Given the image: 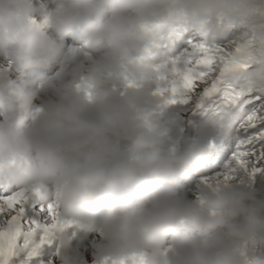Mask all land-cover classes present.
<instances>
[{"label":"clouds","instance_id":"obj_1","mask_svg":"<svg viewBox=\"0 0 264 264\" xmlns=\"http://www.w3.org/2000/svg\"><path fill=\"white\" fill-rule=\"evenodd\" d=\"M217 20L255 38L249 68L232 79L264 94V0H0V54L15 46V69L31 70L0 96V109L19 113L0 122V178L40 188L72 229L99 234L95 264L133 255L146 264H262L264 200L230 182H201L194 199L179 191L204 149H169L157 122L168 104L154 88L171 78L158 34L186 24L223 36ZM77 28L73 51L86 67L49 89L39 70L69 58L64 38ZM237 117L226 112L224 124ZM69 230L56 237L63 252Z\"/></svg>","mask_w":264,"mask_h":264},{"label":"snow or ice","instance_id":"obj_2","mask_svg":"<svg viewBox=\"0 0 264 264\" xmlns=\"http://www.w3.org/2000/svg\"><path fill=\"white\" fill-rule=\"evenodd\" d=\"M226 34L212 37L205 27L186 24L158 34L155 44L169 66V75L158 77L154 94L166 104L184 102L190 93L199 95L198 107L211 111L215 122L224 130L222 144H235V151L222 171L206 176L201 182L229 183L238 172L254 176L264 168V94L254 92L244 83L232 79L246 71L257 47L254 37L246 36L236 26L223 20ZM126 86L134 82L126 79ZM235 112L237 119L224 124V114ZM239 140L237 142V138ZM213 147V145H210ZM78 227L61 218L59 205L40 188L21 189L0 178V264H43L41 256L59 233ZM103 264H146L142 255Z\"/></svg>","mask_w":264,"mask_h":264},{"label":"rangeland","instance_id":"obj_3","mask_svg":"<svg viewBox=\"0 0 264 264\" xmlns=\"http://www.w3.org/2000/svg\"><path fill=\"white\" fill-rule=\"evenodd\" d=\"M6 64H8V62L4 58L1 57L0 58V66H5ZM197 96H199L197 93H190L184 102H182L181 100L178 99L176 103L168 104L165 111L159 117H157L158 119H162L163 124L166 125V127H164L163 125L160 124V121H158V124L162 128H164L168 131V138L173 139L172 144L174 146H176V147H174L175 148L174 151H176V152H182L183 145L185 144V142L190 137L189 134H190L191 129H189V128H191V126H189V116L191 113H193L196 110L195 102L197 100ZM206 117H205V119H206ZM203 118L200 119V117H197L198 120L196 119V123H197L198 130H199V128L204 129V130L199 131V132H203L202 135L204 136L205 134H209L210 130H211V133H213L214 130L212 129V127L215 123H212V124L203 123V120H204ZM191 120H192V118H191ZM208 121L210 122L211 119H208ZM180 123L182 125V131H181V136L179 138H177V136L175 135L174 132H175V128H177ZM216 125H218V124H216ZM169 139H167V142H168L167 147H169V144H170ZM238 140H239V137L237 138V142H238ZM123 143H126V142H123ZM228 144L231 145V149L230 150L228 149V152L225 155L223 162H221L222 166L216 167V170L209 173L208 176H211L214 173H218V172L222 171L225 164L231 159L232 152L235 151L236 144L232 140H230L228 142ZM173 145H172V148H173ZM169 149H171V148H169ZM257 167L264 168V163L258 164ZM201 181L202 180L194 181V183H192L191 185L188 186L187 191L183 190V192L186 193L190 199H194L196 191H197V187L201 183ZM230 183H234L241 190L254 192L256 194V198L258 200H264V171L257 172L254 176H250L247 172H244V171L238 172L236 174V176L234 177V179L232 181H230ZM96 239L97 240L94 241L93 243L86 245L81 252L78 251V249H79V247H78V249H76L77 253H75V254L71 253L72 255L70 257H72V259L67 257L69 264H70L71 260H73L74 258L77 259V257L80 260H84L85 253H86V259L87 260H94L95 261V259H94L95 251L97 250L99 244L102 242V238L100 236L97 235ZM67 251H69V250L67 249ZM255 251H256V255H257L258 259L262 262V264H264V260L263 261L261 260V256L263 253V244L258 245ZM46 252L47 253H43L42 256L49 257V256L53 255V257H52L53 260L50 257L48 262L52 263L51 261H54V264H64L62 256H65L66 254H62V253L61 254L60 253L59 254L58 253L53 254L51 251H48V250Z\"/></svg>","mask_w":264,"mask_h":264},{"label":"bare ground","instance_id":"obj_4","mask_svg":"<svg viewBox=\"0 0 264 264\" xmlns=\"http://www.w3.org/2000/svg\"><path fill=\"white\" fill-rule=\"evenodd\" d=\"M74 49H78L77 47H73V46H69L68 47V52L71 54V55H75V54H79L80 52H76V51H73ZM2 55V54H1ZM0 55V56H1ZM84 57V56H83ZM78 59H80V57L79 56H74V57H72V58H68L67 60H65L64 61V64H66V63H68V64H73L75 61H77ZM84 59H85V57H84ZM79 68H80V66H79ZM73 69H75V71L78 69V66H76V67H74ZM13 73V72H12ZM53 78V77H52ZM59 81V80H58ZM59 86V84H54L53 83V80H49V82H48V88L50 89V88H52V87H56V86ZM41 94L43 95V92H41ZM200 102V101H199ZM208 112V113H207ZM207 114V115H206ZM207 116V117H206ZM191 117H192V120H191V128H192V137H197L198 136V132H197V130H198V127H197V123H196V119H197V117H200V119L201 118H203L204 120H203V123H209V124H212V123H215V119H214V117H213V114H212V112L211 111H207V110H205V109H202V108H200L199 107V109H198V111L194 114V116L193 115H191ZM205 117H206V119H205ZM211 119V121L209 122L208 121V119ZM199 119V120H200ZM198 120V119H197ZM190 129V128H189ZM214 132L215 131H213V133H211V135L209 136V138L207 139V140H205L204 142H208L210 145H213V144H216V143H220V141L222 140V138L224 137V135H225V133H223V134H221L219 137H216V134H215V136H214ZM124 142H126V143H129L128 141H124ZM168 143V142H167ZM207 144V143H206ZM122 146H125L124 144H122ZM187 147H188V145H187ZM186 147V148H187ZM208 149V148H207ZM205 151H207V150H205ZM57 241V240H56ZM48 248H49V246H47L45 249H44V252L43 253H47L46 251L48 250ZM69 251H66V252H70V253H77V250L76 249H74L71 245H69L68 246V248H67ZM78 251L80 252L81 251V247H79V249H78ZM66 252H64V253H62V254H65ZM88 257V256H87ZM90 258V257H89ZM58 260V259H57ZM87 262H89V263H93V264H95V261L94 260H87Z\"/></svg>","mask_w":264,"mask_h":264}]
</instances>
